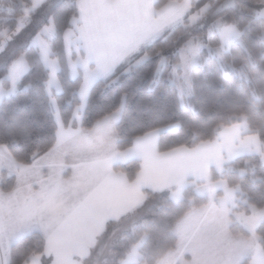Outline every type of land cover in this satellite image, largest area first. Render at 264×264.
Returning <instances> with one entry per match:
<instances>
[{"label":"snow or ice","instance_id":"1","mask_svg":"<svg viewBox=\"0 0 264 264\" xmlns=\"http://www.w3.org/2000/svg\"><path fill=\"white\" fill-rule=\"evenodd\" d=\"M5 11L0 264H264V0Z\"/></svg>","mask_w":264,"mask_h":264},{"label":"trees","instance_id":"2","mask_svg":"<svg viewBox=\"0 0 264 264\" xmlns=\"http://www.w3.org/2000/svg\"><path fill=\"white\" fill-rule=\"evenodd\" d=\"M8 2L13 4L15 3V0H8ZM232 103H234L237 108L242 109L247 114L249 117V122L253 127L264 125V99L252 98L251 94L249 93L248 98L234 100ZM202 104L205 108H213V111H215L216 108L225 104V100L220 99L219 101H216L210 93L203 99ZM245 183H247V178ZM153 211H155V209L149 206L144 209V214L146 217L150 218V214Z\"/></svg>","mask_w":264,"mask_h":264},{"label":"built area","instance_id":"3","mask_svg":"<svg viewBox=\"0 0 264 264\" xmlns=\"http://www.w3.org/2000/svg\"><path fill=\"white\" fill-rule=\"evenodd\" d=\"M0 5H3L5 9L10 5L8 0H0ZM0 15H7V12L0 13Z\"/></svg>","mask_w":264,"mask_h":264}]
</instances>
